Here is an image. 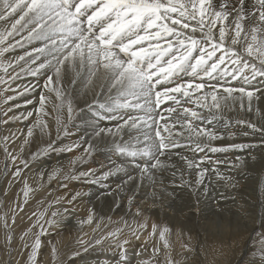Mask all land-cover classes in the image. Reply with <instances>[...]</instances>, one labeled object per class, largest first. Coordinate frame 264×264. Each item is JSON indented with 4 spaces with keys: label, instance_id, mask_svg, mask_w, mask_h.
<instances>
[{
    "label": "snow or ice",
    "instance_id": "1",
    "mask_svg": "<svg viewBox=\"0 0 264 264\" xmlns=\"http://www.w3.org/2000/svg\"><path fill=\"white\" fill-rule=\"evenodd\" d=\"M18 49L23 50L22 54L9 58V54ZM22 76L36 78L37 84L31 88L25 86L23 91L13 88L12 84ZM41 77L44 78L43 89L54 93L57 102L53 106L57 113L55 139L49 124L41 119L49 115L45 111L48 96L40 93L35 113L27 111L16 115L10 103L35 91ZM184 77L191 80L181 82ZM78 81L84 84L83 106L74 103L65 88L66 84L75 85ZM182 100L193 107L181 106ZM262 101L264 0H0V109H3L0 124L9 125L36 116L35 121L27 126L26 134L20 133L25 138L18 153H13L9 144L10 141L15 144L16 133L9 132L0 137L5 175H8V162L11 161L14 180L23 179L21 173L29 167V160L36 161L48 152H72L81 143H87L83 154L70 161L71 170L63 180L108 187L104 182L123 172L127 176L124 183L109 188L106 193L112 197L116 208L126 199L131 209L135 190L140 185L146 180L155 185L157 171L175 167L166 164L161 157L171 159L174 155L186 163L189 172L198 169L194 183L182 179L179 185L187 187L192 195H208L205 176L209 171L215 174L218 182H223L224 188L234 191L240 186V180L224 175L216 165L226 163L227 168L237 175L248 168L264 170V122L237 118L234 124L239 127L233 131V119L228 114L245 111L264 121V109L259 107ZM32 102L26 100V104ZM4 105L8 107L4 108ZM64 112L66 118L61 115ZM78 113L90 114L96 143H110L112 151L128 159L132 171L123 164L99 174L91 169L76 170L75 166L92 154L95 145L83 138L63 147L57 141L61 135H73L70 124L79 129L80 125L74 123ZM112 122L114 125L109 127ZM37 129L40 136H47L48 140L42 148L29 152V157L25 158L23 153ZM225 132L229 140L242 136L248 138L247 142L214 146V141L226 138ZM181 148L194 154L206 150L211 153L234 151L236 154L226 161H211L207 155L197 160L174 151ZM205 163L213 166L211 169L201 167ZM57 175L58 171H54L49 180ZM172 175L175 176L176 172ZM59 186L68 187L66 183ZM30 190L24 180L25 203ZM80 196L81 193L76 192L70 197L57 198L54 204L66 202L72 207H65L63 212L52 211L48 218L44 212L32 213L36 221L19 237L22 243L18 251L22 257L26 254V264H42L38 259L41 237L57 227L66 214L75 211L74 205ZM219 196L224 209L229 208V200L235 203V196L231 193L221 191ZM158 198L153 191L154 206ZM17 207L21 212L24 210L22 205ZM260 207L264 209V188L261 189ZM12 212L14 225L16 208ZM240 213L253 217L247 208L238 209L237 215ZM142 214L137 207L135 216ZM0 221L7 230L5 247L11 256L14 237L8 216H0ZM78 223L92 225L94 215L90 213L86 220ZM125 226L127 236H124L123 228H117L88 240L79 237V247L66 253L60 264H78V261L86 264L83 253L94 247L118 249L114 264H129L127 246L133 240H140L149 226L147 221L132 226L125 222ZM99 227L97 224L93 231ZM34 228L39 231L34 232ZM171 231L168 227L159 229L153 223L148 236L158 235L162 248L154 244L151 258L141 259L138 264H178L169 242ZM257 236L258 248L253 245L251 264H264V233H257ZM144 243L147 245L148 240L145 239ZM182 247L185 253L195 251L190 236ZM143 250L135 255L141 256ZM51 254L55 264L60 255L55 245ZM184 259L186 261L187 257ZM8 264H12L11 259ZM103 264L113 262L105 259Z\"/></svg>",
    "mask_w": 264,
    "mask_h": 264
},
{
    "label": "rangeland",
    "instance_id": "2",
    "mask_svg": "<svg viewBox=\"0 0 264 264\" xmlns=\"http://www.w3.org/2000/svg\"><path fill=\"white\" fill-rule=\"evenodd\" d=\"M22 52L23 50L18 49L17 52L10 53L9 58H11L12 56L18 55V54H22ZM29 78L31 77L22 76L20 80L12 84V87L18 88L19 91H23L24 87L27 86V79ZM188 78L186 80H181V82L189 81L190 79ZM41 89H42L43 94L49 97V100L45 105V111L48 112L49 115L42 116L41 119L49 124L50 130L52 132V138L55 139L54 136H55V131H56V115H57L56 111H53V106L55 103H57L55 101V94L48 93L46 89H43V87H41ZM205 91L207 92L209 90L205 89ZM68 92H69V89H68ZM6 95H15V93H6ZM196 95H199V93H196ZM28 97H29V94L25 96H19L18 99L13 100L10 103L14 106V105H17V103L26 100ZM29 100H32L33 102L30 104L28 108H26L25 110H19L18 107L14 106L13 112L16 115H21L22 113L26 114L27 111H33L35 113V109L39 107V103H38L39 96L38 97L32 96ZM74 103H76V101ZM209 103H211L210 100H209ZM183 106H187V105H183ZM7 107H8L7 105H4V108H7ZM254 108H255V104H254ZM16 110H17V113H16ZM2 111L3 109H0V118H2ZM12 114L13 113H9V115H12ZM83 114L85 113H78L74 121L75 124L81 125L82 129L81 127L77 129L70 124L69 128L71 132L73 133V135H70L68 137H64L63 135H61V138L57 141V144L60 147L67 145V143L71 144V143L80 141L81 140L80 136L87 137V134L84 131L83 118L80 120V118L83 117ZM61 115L66 118V112L62 113ZM228 115H230L233 119V127H232L233 131L238 130V127H239V126L236 127V125H234L235 119L237 118L249 119L250 118L254 120L255 118L254 114H249L245 111H239V110H237L234 113H229ZM35 119H36V116L34 114V116L29 118V120L17 121V122L10 123L9 125L0 124V137L7 136L9 132H14L17 134L18 138L15 140V144H12L11 141L9 142L10 150L13 153L19 152V145L22 143L23 139L25 138L24 136H20V133L23 132L26 134L27 126H29L30 123L34 122ZM226 135L227 133H225V136ZM238 138H240V140ZM246 139L247 138L238 136L236 140L235 141L232 140L233 141L232 142L231 140L229 141V139L227 141L225 138L223 140L224 142L223 145L227 146L231 143H236V141H238L237 143H240L241 140L242 142L243 140L247 142ZM47 140H48L47 136L45 137L40 136L38 129L37 131L34 130V136L30 138V143L26 147L25 152L23 153L24 157L28 158L29 152H34L42 148L44 144L47 142ZM86 147L87 145L81 144L79 148L74 149L72 152H64L62 154L60 152H48L36 161L29 160V167L27 169H24L21 173V177L23 179L16 178L15 180L13 179L11 175L12 171L14 170V166L12 165L11 161L8 162V175H5V156L3 153V148L0 147V216H4L5 214L8 216V223L12 229V233L14 237L12 245H11V256H9V251L5 247V237H6L7 230L4 227L3 221H0V264H8L9 259H11L12 264H26V254L22 257L18 251L19 246L22 243L19 237L23 231L31 227V225L36 221V216H33L32 213L35 212L39 214V213L44 212L47 214L46 218H48V216H50V213L52 211L63 212V209L65 207H72V206L67 205L66 202H62L60 204H54L53 202L57 198H61L65 196L70 197L71 195L75 194V192L83 193V194L81 193V196L75 202V205H74L75 211L72 212L70 215L66 214L65 218L59 220V224L57 227L49 229V233L41 237L42 245L38 253V259L42 262V264H53V259H52V254H51V249L53 245H55V247L58 249V252L60 254L57 260L55 261V264H60V261L65 258L66 253H70L72 249L79 247V245L77 244V240L81 236H83L85 240H88V239H91L93 236L98 237L101 234H104V232L106 233L107 231H110V230L114 231L117 228H123L124 233H125L124 236L128 235V228L125 226V222L118 217L117 213H113V212L110 213L108 211L104 213L103 211L104 208L103 207L100 208V204L98 202L97 203L92 202L91 197L92 195H94V189L101 187V185L86 184L82 181H72V180L64 181L63 180V176L66 175L71 170L70 167L68 166V164H70V159L72 161L76 159V157H79V155L81 156V153L83 154V150ZM197 154H198L197 157H200V158H201V155L202 157L205 155V153H201V152ZM65 155L66 157L64 158L63 156ZM56 157L59 158L62 161V163L66 159L69 161H65V163H63L65 166L61 163V161H58L60 163L59 165H63L62 168L61 166L59 167L58 165L57 167L56 165L53 167V169H44L43 171L42 170L38 171L34 169L35 166H38L40 163H45L48 159H51V158L56 159ZM230 157L229 155L225 156V158L227 159H229ZM213 160L215 161L217 159H213ZM213 160L211 159V161ZM58 162L56 164H58ZM16 164L19 165V160H17ZM66 164H67V167H66ZM99 164H100L99 157L97 156L96 150H94L90 156L86 157L85 161L82 164L78 163L75 167L77 171H84V170L91 169L95 172L97 171L96 173H98L99 171L97 168L100 167ZM225 165L226 163L219 164V165H216V167L219 168L218 170L221 173L226 172L224 175L226 176L232 175L236 179L240 180V186L238 187V189H244L245 192H247L246 194L251 193V196L250 195L247 196L246 194H240L238 191H236L237 189L233 191L232 189L224 188L223 182H218L216 179H214L216 178L214 176L215 175L214 173L212 174L213 184H211L213 187L211 188V185H209L208 189L210 188L209 189L210 191L211 189L214 188L218 191H223L225 193L227 192L231 193L232 195L235 196V203L231 202V204L237 206L238 209H240L241 207L246 208L248 202H249L248 205H250L252 202L253 203L256 202L248 206L249 207L248 211L249 212L251 211V213L253 212V217L252 218L241 217L240 220L244 222L243 227L241 226L243 222H240V221H239L240 223L236 222L238 223L236 225V223L231 222L233 221L232 219H228L225 217H223V219L222 217L221 218L219 217V219L213 220L214 222L210 221L208 223H206L204 220L192 222L185 217H181L180 215L174 216L173 217L174 219L173 218L169 219L170 217H167L164 219L163 218L164 214L160 212L161 211L160 207L158 208V206L152 205L154 206L152 208L153 209L155 208L154 209L155 212H153L152 214L146 208L147 206L150 205L148 203V201L150 200L148 201L142 200L140 202L141 204H138L135 207L133 206L132 207L133 209L131 208L132 213H133L131 216L132 219L130 218L131 221H126V222H127V225L132 226L134 223L138 224V223L145 222L146 220L149 227L147 231L143 232L144 234L142 235V237L146 236V238L141 237V240H138L139 242L137 240H133L134 242L132 241L131 245L127 246L128 255H129L128 257L130 259H132L133 257L136 258L137 255H135V253L137 252V250L141 251V249L144 248L145 250L142 251V255L137 258H139V260L140 259H150L152 255L151 248L154 244L162 248V242L159 241L158 235L156 237L148 236V232L151 231V223L152 222L154 223V220L155 221L157 220L156 225L159 229H162L163 227H168L172 230L169 235V242L172 246V255L178 261V264H251V261L253 259V253H254L253 245L255 244L258 248L257 241L259 237L257 236V233H264V230H263L264 222L262 221L263 216H264V211H263L264 209H261L259 205L260 200H261V189L263 188V185H264V170L260 171V173L263 172L262 174L256 173L253 171L254 177L256 175V177H260L261 179L259 180V182H257L258 185L251 184L250 186V184H248V182H250L249 179H241L237 177L236 173L234 171L229 170L228 168H226V170L228 169L226 171L224 168L227 166ZM20 166L22 167V165ZM210 166L212 167L213 165L209 163H205L204 165H201V167H210ZM220 166L224 168L222 169V167ZM50 171H52V173L54 171H58L57 177L55 179H52L51 181L49 180V176L52 174L50 173ZM165 179L166 180L164 181L166 183L162 182L161 187H164V188L169 187L168 188L169 190L170 189L181 190L177 182L174 181V179H171V180L167 178ZM24 180L27 181V184L29 188L31 189L29 191V196L27 197L26 203H25V197L23 195ZM215 181L217 185L214 184ZM105 182L104 184H111L112 180H110L109 178V180ZM64 183L68 185L67 188H62L59 186L60 184H64ZM217 186H218V189H217ZM157 187H160V186L157 185ZM161 187L152 188V191L154 190L159 191L160 189H163ZM89 188H91L92 191ZM223 189L227 190V192L224 191ZM84 192L85 193L87 192V193L85 194ZM87 200H88V203H87ZM257 202L259 204H257ZM50 204H52V207H49ZM17 205H22L24 210L22 212L19 211ZM137 207L142 209V213H143L139 217L135 216ZM13 208H16V212H15L16 222L14 225L12 224V221H11V218L13 216V212H12ZM86 211H89V212L94 211V213L92 214L94 215L95 218H94V223L92 225H88V224L80 225L78 223L79 220L87 219L89 214H87ZM96 214H99L101 216L103 215L104 217L102 216L103 217L102 218L100 216L101 217L100 218L99 215H97L98 217L97 218ZM178 217L180 218L175 219ZM138 220H141L142 222ZM66 221L69 223V227L71 226L70 231L69 230L67 231L66 229L63 230V228H65V225L67 224ZM41 223H43V221H41ZM97 224H99L100 227L94 232L93 230L96 229ZM239 224H241L240 225L241 227L239 226ZM249 224L251 225L249 226ZM90 230H91V233H90ZM33 231L36 232V231H39V229L34 228ZM84 232L86 233V235H84L85 234ZM87 232H89L90 234ZM189 236L191 237L192 243L195 246V251L192 253H185L182 245L188 242ZM121 238L123 239V237ZM144 239L148 240L147 245H145ZM133 245H135V247ZM99 248L100 247L90 248L88 253H83L84 260L88 262L87 258L91 257L94 253H97L98 256H100V258H95V260H99L101 264H103V261L105 259L107 260L111 259L110 261L113 262V264L115 262V259L116 260L118 259V252H119L118 249L113 248L109 250L105 247H101L105 250L104 251L101 248L100 249ZM114 252H116L117 254L114 255ZM185 257H187L186 261L184 259ZM160 259L161 260L163 259V252L161 253ZM78 264H81V262L78 261ZM90 264H93V263H90Z\"/></svg>",
    "mask_w": 264,
    "mask_h": 264
},
{
    "label": "bare ground",
    "instance_id": "3",
    "mask_svg": "<svg viewBox=\"0 0 264 264\" xmlns=\"http://www.w3.org/2000/svg\"><path fill=\"white\" fill-rule=\"evenodd\" d=\"M188 78V77H187ZM186 77H184L182 80H186L187 79ZM191 80V78H188ZM187 82V81H186ZM26 83V82H25ZM40 84L36 87L35 91H33L31 94H29V97L26 99V100H29L32 96H36L38 97L40 95V93L42 92V89L41 87H43V83H44V78L41 77L40 78ZM213 83H215L213 81ZM238 83V82H237ZM37 84V79L34 78V77H31L29 79H27V87H32L33 85H36ZM65 87H67L69 89V93L71 95V97L73 98V101L76 103H78L80 106H83V97H82V92L84 91V84L82 82H77V84L75 85H65ZM209 90V89H208ZM47 93V92H46ZM48 95V94H47ZM91 97L89 96V99ZM26 100L22 101V102H19L17 103L19 105V110H25L26 108H28L30 106V104H26ZM183 105H187L188 107H193L192 104H184L183 100H182V103H181V106ZM15 106V105H14ZM166 106V105H165ZM186 106V107H187ZM163 107V106H162ZM256 107V105H255ZM259 107H261L262 109H264V101L260 102L259 104ZM17 109V108H15ZM178 110H180L178 108ZM16 113H17V110H16ZM19 113V112H18ZM167 115V114H165ZM173 116H175V114H173ZM83 118V124H84V131L86 132L87 134V137H82L80 136V138H83V140H86L88 141V143H93L95 145V150L97 152V156L99 157V161H100V167H98V173H101L103 171H106L110 168H113L115 167L116 165H121L123 164L125 167L129 168V171H132L131 169V166H130V163L128 161V159L126 157H123V156H118L114 151L111 150V144H107V145H104V144H97L96 141L94 140L93 138V127L90 126L92 124V118L90 116V114L86 115V114H83V117L80 118V120ZM85 121H87V123H85ZM254 121L257 122V123H262L264 121H261L260 117H255L254 118ZM261 121V122H260ZM115 122H112L111 124H108L109 127H112L114 125ZM235 125V124H234ZM81 129H82V126L80 125ZM237 127V126H236ZM233 130V129H232ZM37 131V130H36ZM227 133V132H225ZM227 136V135H226ZM225 136V137H226ZM37 137V136H36ZM55 137V136H54ZM242 137V136H241ZM240 140V138H238ZM237 139V140H238ZM248 139V138H247ZM246 139V140H247ZM226 140L228 141L227 137H226ZM225 140V141H226ZM226 141V142H227ZM230 141V140H229ZM232 141V140H231ZM235 141V140H234ZM245 140H243L244 142ZM225 142V144H226ZM233 142V141H232ZM238 141H236L237 143ZM242 142V140L240 141ZM246 142V141H245ZM60 143V142H59ZM65 144V143H64ZM68 144V143H67ZM70 144V143H69ZM81 144H85L87 145V143H81ZM224 142L223 140H217V141H214L213 142V145L214 146H217V147H226L223 145ZM223 145V146H222ZM62 146V145H61ZM84 147V146H83ZM77 149V148H76ZM174 151H177V152H180L181 154L183 155H186L187 157H189V159H199L200 157H197V153L194 154L193 152H191L190 150L186 149V148H181V149H177V150H174ZM81 152V151H79ZM201 153H205V155L208 156V158L211 160L213 159H217V160H223V161H226L227 158H225V156L229 155L230 158H233L234 155L236 154L234 151H230V152H227V153H211L210 151H205V152H201ZM62 154V153H61ZM79 155V154H77ZM82 155V153H81ZM196 155V156H195ZM200 155V154H199ZM204 155V154H203ZM204 155V156H205ZM80 156V155H79ZM203 156V157H204ZM64 158L66 157L63 156ZM72 157V156H71ZM202 157V155H201ZM61 158V157H60ZM229 158V159H230ZM162 160L165 161L166 164L168 165H175V167H168L164 170H161V171H157L156 172V184L155 185H152L149 181H145L143 185H140L136 190V195H135V199L133 201V205L134 207L138 204H141L140 202L143 200H150L148 201V203L150 204L149 206H147V210H149L152 214L154 211V209L152 207L153 205V191H152V188H160L162 186V182L166 183L164 180H166L165 178L171 180V179H174V181L177 182L178 185L181 184V180H186V181H190V182H195V180L197 179V176H196V173L198 171V169H195L193 168L191 170V172H189V170L187 169V165L184 161L180 160L179 156H172L171 159H168L166 157H161ZM58 161H61L59 158L56 157V159H48L45 163H40L38 166H35V170H44V169H53L54 166L60 164ZM65 161H69V160H65ZM65 161L63 163H65ZM71 161V159H70ZM214 161V160H213ZM58 162V164H56ZM62 163V161H61ZM62 163V164H63ZM68 164V163H67ZM67 164H66V167H67ZM64 165V164H63ZM63 165H59V167ZM65 166V165H64ZM69 166V164H68ZM224 166V165H223ZM227 166V165H225ZM97 167V166H96ZM222 167V166H220ZM209 169H211V166L208 167ZM224 167H222L223 169ZM227 167H225L224 169L226 170ZM32 169V168H31ZM219 169V168H218ZM55 170V169H54ZM228 170V169H227ZM226 170V171H227ZM253 171L256 172V173H260L261 169L259 167H254V168H248L245 170V172L243 173H240L239 175H237L236 173V176L241 178L243 177V179H249L250 182H248V184H257V182H259V180L261 179L260 177H254L253 175ZM97 172V171H96ZM173 172H176V175L173 176L172 173ZM224 172V171H222ZM50 173H52V171H50ZM226 173V172H225ZM223 173V174H225ZM263 173V172H262ZM260 173V174H262ZM133 174L135 175V172H133ZM183 174V175H181ZM212 172L209 171L208 174H206L205 176V186L209 187V185L213 184L212 182ZM215 176V175H214ZM214 178V177H213ZM127 179V176L122 172L118 175H115V176H112L110 177V180H112L111 184H107L108 187H99V188H96L94 189V195H92V202L93 203H99L100 204V208L103 207V211L104 213L106 211L108 212H113V213H117L118 217L123 220L124 222L126 221H131V216H132V210L129 209V206H128V203H127V200L124 199L122 201H120V207L116 208L113 204H112V197L111 196H108L106 195V193L109 191V188H114L116 185L118 184H123L124 181ZM216 179V178H214ZM169 182V181H168ZM167 182V183H168ZM106 183V182H105ZM108 183V182H107ZM247 183V182H246ZM216 184V181L215 183ZM99 185V184H97ZM160 186V187H157ZM166 185V184H165ZM177 185V186H178ZM217 185V184H216ZM258 185V184H257ZM88 186V185H86ZM246 186V184H245ZM125 187H127V185H125ZM167 187V186H166ZM180 187V186H179ZM213 186L211 185V188ZM216 187V186H215ZM220 187V186H219ZM249 187V186H247ZM163 189H160L159 191H156L154 190L157 195H158V199H156L155 201V206H158V208L160 207V212H162V214H164V219L167 218V217H170L169 219L173 218L174 216L176 215H180L181 217H185L187 218L188 220L192 221V222H196V221H205L206 223L210 222V221H213V220H216V219H219V217L223 219V217L225 218H228V219H232L233 223H240V222H243L241 221V217H247L245 216L244 214H239L237 215V210H238V207L235 206V205H232L231 204V200L228 201V205H229V208L228 209H224L223 208V204L224 202L222 200H220V196H219V193L221 191H218L216 189H211L208 193V195H204L203 193H197L196 195H192L188 188L187 187H180L181 190H173V189H168V188H164V187H161ZM172 188V187H171ZM263 188H264V185H263ZM77 189V188H76ZM91 190V188H89ZM179 189V188H178ZM210 189V188H209ZM217 189H218V186H217ZM81 190V189H80ZM87 190V189H86ZM173 190V191H171ZM221 190V189H220ZM224 191L227 192V190L223 189ZM76 191V190H75ZM82 191V190H81ZM89 191V190H88ZM92 191V190H91ZM240 194H246L247 192H245L244 189H238L237 190ZM76 193V192H75ZM82 193V192H81ZM85 193V192H84ZM87 193V192H86ZM85 193V194H86ZM92 193V192H91ZM228 193V192H227ZM226 193V194H227ZM83 194V193H82ZM247 196L250 195L251 196V193L249 194H246ZM89 196V195H88ZM87 196V197H88ZM197 196L199 197V200L197 201ZM86 198V197H85ZM254 200V199H252ZM101 203H100V202ZM86 202V201H85ZM87 203H88V200H87ZM90 203V202H89ZM146 203V204H148ZM249 203V202H248ZM247 203V206L246 208L249 209L248 206H250L251 204H254L256 202H252L250 205H248ZM257 204H259L257 202ZM256 204V205H257ZM90 205V204H89ZM145 205V204H144ZM260 205V204H259ZM254 206V205H253ZM99 207V206H98ZM141 207V206H140ZM90 208V207H89ZM93 208V207H92ZM96 208V207H94ZM91 209V208H90ZM133 209V208H132ZM253 209V208H252ZM255 209V207H254ZM93 210V209H92ZM142 210V209H141ZM251 210V209H250ZM255 211V210H253ZM257 211V210H256ZM264 211V210H263ZM149 212V213H150ZM251 212V211H250ZM258 212V211H257ZM87 214H90V213H94L93 212H89V211H86ZM158 213V212H157ZM255 213V212H254ZM253 214V212H252ZM97 215L99 214H96V217ZM105 215V214H104ZM150 215V214H149ZM156 215V214H155ZM101 215H99L100 217ZM103 216V215H102ZM101 216V217H102ZM163 216V215H162ZM100 217V218H101ZM104 217V216H103ZM102 217V218H103ZM108 217V216H107ZM95 218V217H94ZM98 218V217H97ZM131 218V219H130ZM137 218V217H136ZM146 218V217H145ZM149 218V217H148ZM157 218V217H156ZM180 217L178 218H175V219H179ZM119 219V220H120ZM174 219V218H173ZM72 220V219H70ZM154 220V219H153ZM152 220V221H153ZM134 221V220H133ZM140 222H142L141 220H138ZM146 221V220H145ZM150 221V220H149ZM151 221V222H152ZM157 221V220H156ZM154 220V223L157 224ZM159 221V220H158ZM240 221V222H239ZM262 221L264 222V216H263V219ZM136 222V221H135ZM150 222V223H151ZM214 222V221H213ZM66 225H65V228L67 231L69 230L70 231V228L71 226L69 227V223L66 221ZM118 223V222H117ZM123 223V222H122ZM143 223V222H142ZM153 223V222H152ZM151 223V225H152ZM236 223V225L238 224ZM242 224V223H241ZM239 224V226L241 225ZM119 225V224H117ZM244 225V222L243 224L241 225L243 227ZM251 224H249L250 226ZM208 226V225H207ZM240 226V227H241ZM246 226V225H245ZM248 226V225H247ZM87 230V229H86ZM89 230V229H88ZM264 230V229H263ZM105 231V230H104ZM85 233V232H84ZM89 233V232H87ZM90 233H91V230H90ZM89 233V234H90ZM103 233V232H102ZM105 233V232H104ZM125 234V233H124ZM144 234V233H143ZM142 234V235H143ZM86 235V233L84 234ZM94 235V234H93ZM92 237V236H90ZM146 238V236H144ZM142 237V238H144ZM141 240V239H140ZM143 240V239H142ZM138 241V240H137ZM136 241V242H137ZM145 241V239H144ZM134 242V241H133ZM139 242V241H138ZM134 244V243H133ZM135 247V245H133ZM97 248V247H96ZM101 248V247H100ZM99 248V249H100ZM132 248V247H131ZM102 250H104L103 248H101ZM137 249V248H136ZM139 249V248H138ZM141 249V248H140ZM144 249V248H143ZM135 250V248H134ZM142 250V249H141ZM105 251V250H104ZM117 251V250H115ZM119 251V250H118ZM131 251V250H130ZM139 251V250H137ZM100 252V251H99ZM106 254V253H105ZM111 254V253H110ZM117 254L116 252H114V255ZM92 255V254H91ZM90 255V256H91ZM104 255V254H103ZM129 256V255H128ZM132 257V256H131ZM139 257V256H137ZM135 258L133 257L132 259H130L129 257V264H138V261H139V258ZM95 258H100V256H98L97 253H94L91 257L87 258L88 262L85 260V262H87L88 264L90 263H93V264H97V262L99 260H95ZM108 258V257H107ZM141 258V257H140ZM94 259V260H93ZM111 260V259H110ZM109 260V261H110ZM116 260V259H115ZM141 260V259H140ZM86 263V264H87ZM101 264V263H100Z\"/></svg>",
    "mask_w": 264,
    "mask_h": 264
}]
</instances>
